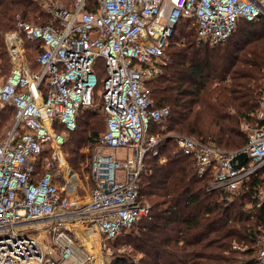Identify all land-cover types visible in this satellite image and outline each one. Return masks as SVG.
<instances>
[{"label": "built area", "instance_id": "1", "mask_svg": "<svg viewBox=\"0 0 264 264\" xmlns=\"http://www.w3.org/2000/svg\"><path fill=\"white\" fill-rule=\"evenodd\" d=\"M86 1L56 7V23L18 15L4 35L12 68L0 82V110L11 105L14 121L0 138V264H104L103 250L110 252L124 230L151 216L140 180L146 153L158 155L163 136L148 133L152 123L164 126L170 108L154 104L148 81L159 75L157 62L179 21L193 20L199 42L215 46L241 18H264V0H98L95 9H86ZM32 46L37 70L28 59ZM98 59L107 75L97 90ZM95 92L103 98L106 127L86 147L89 171L82 176L69 162L66 139L79 111L95 105ZM255 116L245 123L248 141L238 149L175 135L178 151L194 157L200 177L213 170L207 190L229 201L264 168V84ZM129 147L133 157H118L116 150ZM242 152L248 160L237 167L233 160L238 163ZM262 203L264 184L243 209L253 212ZM256 259L264 264V233Z\"/></svg>", "mask_w": 264, "mask_h": 264}, {"label": "trees", "instance_id": "2", "mask_svg": "<svg viewBox=\"0 0 264 264\" xmlns=\"http://www.w3.org/2000/svg\"><path fill=\"white\" fill-rule=\"evenodd\" d=\"M97 5L98 0L86 1V9ZM17 14L29 22L37 18L38 24L56 23L34 0H0V74L4 75L12 68L4 35L16 27ZM237 29L241 35L236 40L212 46L199 42L193 20L179 21L166 49L169 60L161 73L148 81L154 104L168 106L170 115L165 132L163 124L152 123L148 133L161 132L163 136L156 147L159 154L154 155L153 150L146 153L140 180L141 200L151 205V216L139 220L131 231L124 230L125 243L140 257L116 255L112 264H258L257 238L264 233V203L253 212L243 207L264 184V168L242 186L240 196L229 201L221 191L207 190L213 170L200 177L194 157L181 154L174 139L166 136L169 132L185 134L229 150L247 143L241 123H254L260 107L264 18H241L228 40ZM95 69L98 90L107 75L103 59H98ZM13 114L11 105L0 110V131L10 121L13 124ZM104 118L103 98L95 92V105L79 111L77 127L66 139L77 167L85 159L84 146H94L98 140ZM160 157L166 161L161 162ZM234 244L246 249H235Z\"/></svg>", "mask_w": 264, "mask_h": 264}, {"label": "rangeland", "instance_id": "3", "mask_svg": "<svg viewBox=\"0 0 264 264\" xmlns=\"http://www.w3.org/2000/svg\"><path fill=\"white\" fill-rule=\"evenodd\" d=\"M34 1L37 3V5L41 9V11H43V12H45L48 15L53 16V17H54V10H55L56 7H66L68 9H70V8H72L74 6V4L76 2V0H70V1L69 0H34ZM18 15L21 16L20 14H17L16 15L17 18H18ZM35 20H37V18H32V22L33 23H38L39 22V21L36 22ZM193 24L194 23H192L191 27L193 26ZM240 27H243V25H241ZM240 35H241V29H237L236 33H234L233 38L228 40L227 42H225L223 44L227 45L231 40H236ZM27 54H28V59H29L30 63L33 64L34 68L37 70V67L34 64V55H35L34 49L29 48ZM168 60H169V56L166 53L165 58L163 60H160V61L157 62V65L159 67V71L161 69H163L162 68L163 65ZM160 73H161V71H160ZM6 76L7 75H4L3 73L0 74V82L4 81L6 79ZM263 84H264V79L261 80V93H262V89H263ZM245 123H251V122L247 121V120H244L241 123V128H242L243 132L246 134V136L248 137V132H247V130L245 128ZM12 126H13V124L11 123V121H10V123L5 124L3 130L0 131L1 132L0 134L2 135V137H4L10 131ZM105 127H106V118H104L102 132L105 130ZM166 128H167L166 122H164V126L162 127V130L165 132ZM158 133L160 135H162L161 132H158ZM178 134L179 133L169 132V134L166 135V136L172 137L174 139L177 149H178V146H177V143H176V140H175V135H178ZM181 135H185V134H181ZM87 146H89V144H86L84 146V148H83V154L85 155V159L80 163V167H77V164H76L75 160L72 159L74 154L71 153V148H70L71 146L69 144L66 145V150H67V154H68L67 157H68V159H70L69 162L75 167V169L82 176L87 174L88 171H89L90 152L86 151V147ZM107 152L114 153V150H107ZM116 152H117L118 157L129 158V157H133V155H134V150L132 148H130V147L129 148H119L118 150H116ZM131 229L132 228H130L128 230L131 231ZM126 232L123 231L113 242H111V246H112V249L110 250L111 253L109 252V250H105V249L103 250L102 256L105 259L104 264L107 262V260H110L111 264H112V259L116 255H130V254H132L133 256H136L137 258L140 257V254H136V252L132 251L131 246L128 245L127 243H125V235H126L125 233Z\"/></svg>", "mask_w": 264, "mask_h": 264}, {"label": "water", "instance_id": "4", "mask_svg": "<svg viewBox=\"0 0 264 264\" xmlns=\"http://www.w3.org/2000/svg\"><path fill=\"white\" fill-rule=\"evenodd\" d=\"M236 159L238 160V163H235V160H233V163L235 166L240 167L248 160V154L246 152H242L236 157Z\"/></svg>", "mask_w": 264, "mask_h": 264}]
</instances>
